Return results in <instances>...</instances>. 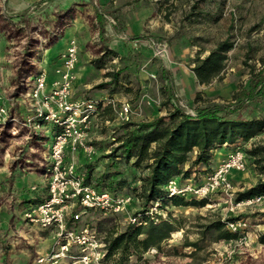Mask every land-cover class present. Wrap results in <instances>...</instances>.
<instances>
[{"label":"rangeland","instance_id":"rangeland-1","mask_svg":"<svg viewBox=\"0 0 264 264\" xmlns=\"http://www.w3.org/2000/svg\"><path fill=\"white\" fill-rule=\"evenodd\" d=\"M228 38L234 48L226 55L221 76L200 84L193 71L196 59ZM70 39L77 41L80 52L72 99L106 104L93 118L90 137L107 134L114 145L107 155H97L93 143L92 152L81 150L86 169L81 172H92L93 183L105 174H118L105 182L117 193L133 197L122 213L95 210L84 215L80 227H95L106 243L111 233L134 224L131 219L144 207L139 194L148 171L128 162L121 150L114 153L127 132V123L165 117L175 107L197 112L209 104H230L241 88L249 86L252 72L264 68V0H0V97L4 100L0 107L7 110L0 117V231L2 223L16 214L11 172L15 167L30 171L26 151L32 150L37 134L44 131L24 125L30 114L20 119L19 99L30 98V75L46 71L48 77L56 74L51 84L59 79L57 70ZM113 73L117 80L110 75ZM123 104H130L133 110L130 121L121 116ZM242 114L264 119V96L246 102ZM239 142L247 152L248 167L232 173L233 196L213 192L205 197L209 203L203 207L177 206L169 198L160 201V221L172 216L181 219L184 228L164 241L161 249L153 247L141 259L133 255L125 264H264V201L237 205L238 195L248 190L238 186L240 173L251 168L253 173L246 175L250 183L256 186L264 181L260 169L264 161L257 164L249 153L264 147V130L255 141ZM216 167L213 157L202 173L180 179L200 184ZM178 196L187 202L205 199ZM219 219L234 238H220L217 230H206ZM238 220L247 227L237 231L228 227V222ZM4 238L7 235L0 234V241ZM54 242L55 233L48 250ZM192 242L198 247L188 246ZM47 251L36 254L35 262Z\"/></svg>","mask_w":264,"mask_h":264},{"label":"built area","instance_id":"built-area-1","mask_svg":"<svg viewBox=\"0 0 264 264\" xmlns=\"http://www.w3.org/2000/svg\"><path fill=\"white\" fill-rule=\"evenodd\" d=\"M79 57V45L75 39H70L63 54L62 67L57 70L59 79L49 86L47 72L41 71L35 77L29 93L32 113L24 125L36 131L46 130L50 124L59 128L50 146L47 163L48 197L24 212L27 223L40 229H51L55 233L53 247L39 254L36 264H114L106 258L107 244L98 230L90 225L80 227V222L89 211L122 213L133 201L129 194H119L88 182L77 164L67 161L68 150L73 154L81 150L93 151L90 137L93 118L106 105L72 99ZM120 113L124 120L130 121L133 115L130 104H123ZM185 113L196 115L197 112L189 110ZM6 114V108L0 107V117ZM247 167V152L238 145L202 183L171 179L166 186L168 197L192 194L205 198L216 191H223L231 197L234 190L232 173L244 172ZM261 201H264V194L241 200L237 205ZM160 207V200L153 201L148 209L137 213L131 221L139 226L158 223L162 215ZM228 227L237 231L247 227V223L231 221Z\"/></svg>","mask_w":264,"mask_h":264},{"label":"trees","instance_id":"trees-1","mask_svg":"<svg viewBox=\"0 0 264 264\" xmlns=\"http://www.w3.org/2000/svg\"><path fill=\"white\" fill-rule=\"evenodd\" d=\"M233 48L234 43L228 38L221 41L207 56L196 59L193 71L200 84H209L221 76L226 55ZM110 75L117 80V74ZM263 96L264 68L252 72L249 86L241 88L228 105L202 106L197 108L196 115L187 114L175 107L168 116L152 121L127 123V132L119 140L120 144L114 149V153L121 150V156L128 162L133 161L135 167L148 171L142 178L139 197L144 207L139 213H143L151 202L169 198L166 186L171 179H188L192 174L202 173L204 167L210 166L214 150L239 139L248 141L260 134L264 130V119L244 118L242 112L246 102ZM249 153L257 164L264 161V156H261L264 154V147H256ZM260 169L264 173V165ZM91 175L92 172L86 175L88 182H91ZM117 175L105 174L94 184L117 192L111 184L105 182L106 178H115ZM119 183L125 186V182L120 180ZM262 194L264 181H259L256 186L240 193L237 200ZM169 199L177 206L203 207L209 203L207 198L190 202L179 196ZM225 227V223L219 219L207 225L206 230H217L220 238H234L235 234ZM183 228L182 220L172 216L161 218L159 223L150 222L140 226L130 224L125 230L113 232L105 239L108 250L106 258L114 264L128 263L133 255L141 259L151 248L161 249L164 241ZM188 246L198 247V243L192 242Z\"/></svg>","mask_w":264,"mask_h":264},{"label":"crops","instance_id":"crops-1","mask_svg":"<svg viewBox=\"0 0 264 264\" xmlns=\"http://www.w3.org/2000/svg\"><path fill=\"white\" fill-rule=\"evenodd\" d=\"M1 59L3 58H0V60ZM0 66H2V64H0ZM3 69H5L6 72L7 68L4 67ZM0 70H2V67H0ZM36 76L37 75L34 76V74L30 75L33 81ZM55 77V73L49 74V86ZM3 102V98L0 97V104ZM19 102L20 119H25L28 114L32 113V110L28 107L31 106L32 100L25 96L24 98H20ZM109 122L110 121L106 120V123ZM58 130L59 128L55 125H50L43 133L37 134L34 145L31 146L32 150L30 151L28 149L26 151V155L29 157L28 162L31 163L30 171L24 172L19 167H15L11 172L14 176L13 190L16 203L14 211L16 214H11L10 220L2 223L4 228L1 229L0 234L2 236L7 235V238L0 241V264H35L36 254L47 251L53 242L54 231L51 229H40L27 223L24 219V212L30 206L39 204L48 197L49 182L44 161L46 160L50 146ZM260 134H262V132ZM260 134L252 137L248 142L255 141ZM91 136V143L95 144L97 155H107L112 151L111 148L114 145L108 142L110 137L107 136V134L101 136H94L91 134ZM113 139L114 138H112V140ZM240 140L241 139L233 144L227 143L223 147L214 150L213 157L217 166L228 154H230L233 148L235 149L236 146L241 145L239 142ZM68 153L70 157L67 159L68 162L74 160L78 169L81 171L82 168V170L85 171V162L83 160L85 158V153L83 151H79L75 155L71 152ZM95 169L97 170V168ZM251 170L250 168L248 172L240 173L242 180L239 182L238 186L241 189H249L253 186L250 183L251 178H246V175L252 172Z\"/></svg>","mask_w":264,"mask_h":264}]
</instances>
